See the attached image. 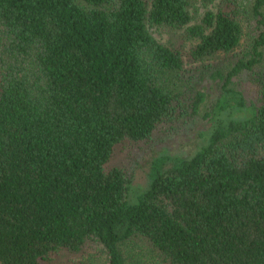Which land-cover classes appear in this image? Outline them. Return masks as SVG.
Here are the masks:
<instances>
[{
    "label": "trees",
    "instance_id": "1",
    "mask_svg": "<svg viewBox=\"0 0 264 264\" xmlns=\"http://www.w3.org/2000/svg\"><path fill=\"white\" fill-rule=\"evenodd\" d=\"M0 264H264V0H0Z\"/></svg>",
    "mask_w": 264,
    "mask_h": 264
},
{
    "label": "rangeland",
    "instance_id": "2",
    "mask_svg": "<svg viewBox=\"0 0 264 264\" xmlns=\"http://www.w3.org/2000/svg\"><path fill=\"white\" fill-rule=\"evenodd\" d=\"M151 31L159 40L166 41L169 39V35L160 28L152 27ZM187 46L189 47V44Z\"/></svg>",
    "mask_w": 264,
    "mask_h": 264
}]
</instances>
